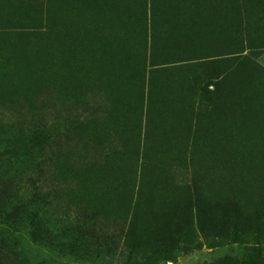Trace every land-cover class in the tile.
Returning <instances> with one entry per match:
<instances>
[{"label": "rangeland", "instance_id": "374dc122", "mask_svg": "<svg viewBox=\"0 0 264 264\" xmlns=\"http://www.w3.org/2000/svg\"><path fill=\"white\" fill-rule=\"evenodd\" d=\"M0 264H264V0H0Z\"/></svg>", "mask_w": 264, "mask_h": 264}, {"label": "trees", "instance_id": "16d2710c", "mask_svg": "<svg viewBox=\"0 0 264 264\" xmlns=\"http://www.w3.org/2000/svg\"><path fill=\"white\" fill-rule=\"evenodd\" d=\"M25 207H27V204L24 205L22 208H25ZM234 213H235V217L233 218V223H234V225H236V223H237V221H238V214H239V212H238V211H235ZM234 213H233V214H234ZM237 213H238V214H237Z\"/></svg>", "mask_w": 264, "mask_h": 264}]
</instances>
